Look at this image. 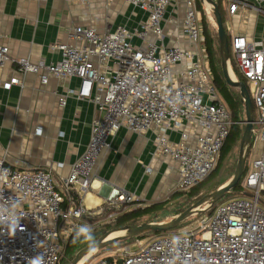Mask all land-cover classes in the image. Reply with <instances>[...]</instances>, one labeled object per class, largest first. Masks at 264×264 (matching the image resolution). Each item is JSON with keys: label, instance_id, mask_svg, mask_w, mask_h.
Segmentation results:
<instances>
[{"label": "built area", "instance_id": "built-area-1", "mask_svg": "<svg viewBox=\"0 0 264 264\" xmlns=\"http://www.w3.org/2000/svg\"><path fill=\"white\" fill-rule=\"evenodd\" d=\"M124 1L145 12L139 28L128 30L118 25L112 31L100 32L89 26H73L67 32L73 43L56 41L50 45L60 52L58 60L13 59L22 75L36 73L42 84L51 75L76 77L77 87L67 89L60 103L64 104L69 94L75 95L93 102L97 113L84 152L59 181L49 169L13 167L0 155V172L8 170L0 180V204L10 209L14 206L23 216L22 229L14 236L0 233V264H27V258L39 253L44 254L46 264L60 262L69 234L75 226L90 224L92 216L71 200L75 192L90 186L96 159L121 127L136 133L152 132L155 152L177 164L175 188L179 192L203 181L218 164L230 128L237 122L214 85L195 0H185L182 20L188 48L167 47L158 41L163 37L161 21L173 0ZM226 1L229 14L241 7L264 15V0ZM204 11L213 19L209 8L204 7ZM134 37L140 44L132 43ZM229 53L248 81L256 108L253 125L261 149L251 159L242 181L243 192L251 195L218 203L210 212L198 214L193 231L136 238L110 255L87 258L82 264H264V35L259 39L231 35ZM6 59L8 46L0 44V63ZM177 65L181 67L175 70ZM230 69L235 76L231 64ZM21 83L18 76H12L2 87ZM169 131L177 132L178 140L172 141ZM65 197L70 203L63 206ZM136 201L134 195L114 187L106 204L118 207ZM116 215L117 211L111 213V220Z\"/></svg>", "mask_w": 264, "mask_h": 264}, {"label": "crops", "instance_id": "crops-1", "mask_svg": "<svg viewBox=\"0 0 264 264\" xmlns=\"http://www.w3.org/2000/svg\"><path fill=\"white\" fill-rule=\"evenodd\" d=\"M221 5L229 36L242 34L259 39L264 35L263 14L241 7L229 14L227 1L221 0ZM184 10L185 0H173L166 8L161 21L163 37L158 41L167 47H190L181 28ZM145 19V12L124 0H0V44L8 46V59L0 63V155L8 165L49 169L58 181L66 177L89 142L91 121L97 113L93 102L75 95L69 94L65 103H60L67 89L77 87L76 77L60 79L51 75L42 84L36 73L22 75L13 59L28 56L32 62L39 58L54 62L61 55L50 45L56 41L73 43L67 36L73 26L103 32L123 25L133 30ZM132 43L138 45L140 40L134 37ZM12 76H18L22 83L3 88V82ZM169 138L176 141L179 134L169 131ZM177 179V164L155 152L152 132L136 133L121 127L96 159L90 186L75 192L71 201L98 216L107 205L111 188L118 187L137 200L128 208L159 203L163 211L184 195L175 188ZM68 202L65 197L62 205Z\"/></svg>", "mask_w": 264, "mask_h": 264}, {"label": "water", "instance_id": "water-1", "mask_svg": "<svg viewBox=\"0 0 264 264\" xmlns=\"http://www.w3.org/2000/svg\"><path fill=\"white\" fill-rule=\"evenodd\" d=\"M199 1L203 5L209 7V9L212 12V16L215 22L216 32L218 36L220 68H221L222 77L224 78L228 86L235 88L239 91L241 101L243 102L244 105V112H245L244 128L239 142V152H238V157L234 171L226 182L218 186L213 191L202 195L186 209L176 213L166 221H161V222L149 221V222H142L139 224H126L106 231L97 238V241L99 242V246L94 252L98 251L101 248L106 247L111 243L120 240H125L127 238H131L142 232H146V231L164 232L176 228L186 219L190 218L191 216H195L205 212L220 198H222L226 194L231 193L233 188L237 185L239 179L243 174L249 146L251 144V136L253 132L254 111H253L252 100L246 83L238 80L234 75H231L230 73L231 69H230V53H229L228 36L222 22L218 2L216 0H199ZM243 195L250 196L251 194L249 192H244ZM113 232H118V234L109 237V235ZM86 247H87L86 245L80 247L73 254V256L67 261V264H79L81 261H84L85 259L90 257L94 252L91 253L87 252Z\"/></svg>", "mask_w": 264, "mask_h": 264}, {"label": "trees", "instance_id": "trees-1", "mask_svg": "<svg viewBox=\"0 0 264 264\" xmlns=\"http://www.w3.org/2000/svg\"><path fill=\"white\" fill-rule=\"evenodd\" d=\"M217 1H218V6H219V11L221 14L222 22L224 25V20L222 17L221 0H217ZM195 3H196L198 10L200 11V14H201L202 32L204 35V47H205V52H206L208 63H209V68H210L212 76H213L214 85L216 86L219 95L221 96V98L224 100V102L228 106L232 119L237 122L236 124L231 126L229 134H228V136L224 142V145L221 149L218 164H217L216 168L207 176V177H209L214 172H216L221 161L225 158L226 154L229 152L232 145L234 143H236L237 141L240 142L241 134H242V131L244 128L245 112H244V105H243V102L241 101L239 91L235 88L228 86L226 84L224 78L222 77L221 68H220V57H219V46H218L217 32L215 35L211 33V28H210L209 23L206 19L204 6L202 5V3L199 0H195ZM227 36H228V44H229L230 43V36L228 34H227ZM230 64H231V67L233 69V72L235 73L236 78L240 81H243L244 83H247L246 78L237 70V68L235 67L232 60H230ZM252 104H253V101H252ZM254 128H256L255 125H253V131H254ZM252 142H253V134L251 136V144H252ZM245 167H246V165H245ZM243 175H245V174H243ZM243 175L239 179L237 185L232 190L233 192L238 191L242 195L244 194L243 187H242V181H243V177H244ZM207 177L203 181H201L200 183L191 187V189L189 190V193L192 196H196L199 193L201 187L204 186V181L207 179ZM226 180L227 179L220 181L216 185V187L223 184ZM182 193H184V192H182ZM197 199H195V201ZM130 204L131 203H122L120 205V206H124V209L117 211V215L112 220V222H113L112 227H118V226H122V225H126V224H136L138 222V220H140L141 217L146 216V215H150L156 211L161 210V208H162L161 207L162 204H159V203L158 204H152V205L135 206L132 208H128L127 206ZM214 205L215 204H213L208 210H206V212H210L211 209L214 207ZM107 207H108L107 205L103 206V210L99 214L100 216L107 215V213L112 210V209L109 210ZM178 212L179 211L175 212L174 214H176ZM197 216L198 215L192 216V218L197 217ZM149 220L150 219H148L147 221H149ZM185 222H186V220L183 221L176 228L168 230V231H164V232L172 233L173 230H176V229L182 227ZM161 233L162 232H158V231H156V232H154V231L142 232V233L137 234L131 238H127L125 240H120V241L111 243L104 248L116 246L118 243H121V242L128 243L131 240L134 241V239H136V238H142V237L149 236V234L150 235H156V234H161ZM96 239H97V236H96ZM84 245H86V244L81 243V242L74 243L73 242V232H71L67 238L65 245H64L63 257H66L69 260L73 256V254L80 247H82ZM63 257L61 258V260H63Z\"/></svg>", "mask_w": 264, "mask_h": 264}, {"label": "rangeland", "instance_id": "rangeland-1", "mask_svg": "<svg viewBox=\"0 0 264 264\" xmlns=\"http://www.w3.org/2000/svg\"><path fill=\"white\" fill-rule=\"evenodd\" d=\"M203 6L207 7L206 5H203ZM221 8H222V17H223V20L225 21L227 19V16L225 14V10L223 9L222 5H221ZM210 15H211V11H210ZM207 16L208 15H206V19H207V21L209 23V26L211 28V33L215 35L216 34V26L214 25V21H213V19H209ZM224 25H225L224 28L226 27V29H228V27L226 26L225 23H224ZM246 82H247L246 84H247V87H248V81L246 80ZM253 111H254V117H256V108H255L254 105H253ZM252 134H253V142L249 146V150H248V154H247V158H246V162H245L246 167L244 166L243 174L246 173L247 166L249 165L251 159L261 149V142H260V140L257 137V128H254V131L252 132ZM238 152H239V141H237L236 143H234L232 145V147L230 148L229 152L226 154L225 158L221 161V163H220L218 169L216 170V172H214L212 175L207 177V179L204 181V186L201 187L199 193L196 196H192L189 193V191L184 192V193L181 192L184 195L180 198V200L174 206H171L167 210L164 209L163 211L160 210V211H156V212H154V213H152L150 215L143 216V217L140 218V220H138V222L136 224H139V223H142V222H149V221H151V222L166 221V220L170 219L173 215H175V214H172V213H175L177 211H179V212L183 211L188 206H190L193 202H195V199L199 198L201 195H204V194L209 193V192L213 191L214 189H216L217 188L216 185L220 181H222L224 179L228 180L229 179L228 177H230L232 175V173L234 171V168H235V165H236ZM182 194H180V195H182ZM241 196H245V195H242L238 191H235V192L232 191L231 193L226 194L225 196L220 198L214 204L217 205L218 203H221V202L233 199V198L241 197ZM107 208L109 210L112 209L111 211H109L107 213V215H104V216L93 215L91 220H90V224L89 225H91L93 227L94 234H95V236H97V238L99 236H101L103 233H105L106 231H108L110 229H113V228H116V227H112L113 222H112V220L110 218V215H111V213H115L116 211L123 210L124 206H120V205L118 207L108 206ZM148 219H150V220L147 221ZM196 219H197V217H193L192 218V216H191L190 218H188V220L186 219V222L184 223V225L182 227H180V228H178L176 230H173L172 233H183V232L193 231L194 227H195V224H196ZM162 233H167V232H162ZM132 241L133 240H131L128 243L121 242V243H118L116 246H113V247L101 248L98 251L94 252L88 258H99V257L110 255L113 252H115V250H117L118 248H121L124 245L132 243ZM130 246H131V249L134 248L133 244H131ZM67 261H68V259L66 257H63V260H60V262L58 264H67Z\"/></svg>", "mask_w": 264, "mask_h": 264}, {"label": "clouds", "instance_id": "clouds-1", "mask_svg": "<svg viewBox=\"0 0 264 264\" xmlns=\"http://www.w3.org/2000/svg\"><path fill=\"white\" fill-rule=\"evenodd\" d=\"M7 171V169H3L2 172H0V180L3 178V173ZM22 217V215L14 210V206L10 209L0 204V233L6 232L9 237L14 236L18 228L22 229L20 225V219ZM73 242L86 244V251L89 253L94 252L99 246L93 227L87 223L74 227ZM41 243H38L36 246L39 248ZM27 264H46L44 254L39 253L34 257L27 258Z\"/></svg>", "mask_w": 264, "mask_h": 264}, {"label": "bare ground", "instance_id": "bare-ground-1", "mask_svg": "<svg viewBox=\"0 0 264 264\" xmlns=\"http://www.w3.org/2000/svg\"><path fill=\"white\" fill-rule=\"evenodd\" d=\"M209 8V7H208ZM230 73H231V75H233V73L230 71ZM116 234H118V232H113V233H111L110 235H109V237H111V236H114V235H116ZM84 262V261H83ZM79 264H82V261L79 263Z\"/></svg>", "mask_w": 264, "mask_h": 264}]
</instances>
